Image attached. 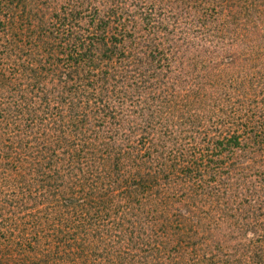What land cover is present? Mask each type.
<instances>
[{
  "label": "trees",
  "instance_id": "16d2710c",
  "mask_svg": "<svg viewBox=\"0 0 264 264\" xmlns=\"http://www.w3.org/2000/svg\"><path fill=\"white\" fill-rule=\"evenodd\" d=\"M0 264H264V0H0Z\"/></svg>",
  "mask_w": 264,
  "mask_h": 264
}]
</instances>
